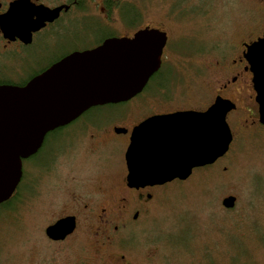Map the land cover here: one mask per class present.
<instances>
[{
  "label": "rangeland",
  "instance_id": "obj_1",
  "mask_svg": "<svg viewBox=\"0 0 264 264\" xmlns=\"http://www.w3.org/2000/svg\"><path fill=\"white\" fill-rule=\"evenodd\" d=\"M146 1V22L171 30L162 70L168 107L204 110L213 98L209 68L253 32L252 6L247 0ZM58 52L53 49L50 58ZM100 110L111 114L118 108ZM232 128L231 149L214 166L155 192L150 212L131 230L133 239L118 247L132 264H264V129L243 134L239 125ZM56 136L51 132L43 151L24 161L20 201L0 217V264H100L86 229L58 245L45 236L79 202L88 204L98 194L96 179L106 177L86 168L77 177L84 183L72 179L70 168L53 175ZM228 196L237 197L233 209L222 205ZM103 256L107 261L108 252Z\"/></svg>",
  "mask_w": 264,
  "mask_h": 264
},
{
  "label": "flooded vegetation",
  "instance_id": "obj_2",
  "mask_svg": "<svg viewBox=\"0 0 264 264\" xmlns=\"http://www.w3.org/2000/svg\"><path fill=\"white\" fill-rule=\"evenodd\" d=\"M14 1L16 0H0V17L8 13ZM28 1L35 6L59 9L58 17L33 32L30 40H26L24 36L6 38L0 29V85L24 86L72 53L92 50L109 39L132 38L137 32L147 28L158 29L167 34L168 42L164 49L161 68L151 77L139 95L125 103L110 104L118 108L111 110V114H105V111L99 114L104 106H98L52 132L53 135H57L53 139V163H50L53 175L64 168H70L72 179L84 183L86 182L84 178L77 177L81 175L80 170L86 168L93 170L95 175L102 172L106 177L102 181L100 178L96 179V184L98 181L101 182L98 194H92L88 204L81 206L82 201L79 202L75 212L56 221L74 217L76 225L73 233L64 240H51L45 230L46 238L58 245L86 229L93 236L98 251L95 260L100 264H132L127 255L120 253L119 249L133 239L131 230L144 214L150 212L149 205L155 201V192L169 184L129 186L126 154L133 133L142 123L155 116L190 110L207 111L218 98L230 101L235 106L227 115L233 141L235 134L232 124L239 125L243 134L258 130L259 127L264 129L260 123L253 74L245 58L247 46L264 36V0H247L257 17L251 22L254 26L253 32L233 44L227 55L210 66V91L213 98L204 110L168 107L165 95L167 85L163 83L165 77L162 76V70L167 66L165 56L171 39V30L146 22L149 10L147 1L145 3L144 0ZM247 8L249 12L250 7ZM53 49L61 52L50 58L53 57ZM42 63L46 65L38 66ZM50 134L46 136L37 154L29 159L43 151ZM24 178L23 169L21 184ZM105 252H108L107 261L103 256Z\"/></svg>",
  "mask_w": 264,
  "mask_h": 264
},
{
  "label": "water",
  "instance_id": "obj_3",
  "mask_svg": "<svg viewBox=\"0 0 264 264\" xmlns=\"http://www.w3.org/2000/svg\"><path fill=\"white\" fill-rule=\"evenodd\" d=\"M58 12L16 0L0 17V29L6 38L30 40ZM167 42L165 32L147 28L132 38H113L92 50L72 53L24 86L0 85V206L15 195L23 162L37 154L48 134L92 108L139 95L160 70ZM245 58L264 126V36L247 46ZM233 109L230 101L218 98L207 111H180L142 123L126 154L129 186L184 182L194 170L214 165L230 150L233 134L227 115ZM236 203L235 196L222 201L225 209ZM75 225L74 217L61 219L46 229V235L64 240Z\"/></svg>",
  "mask_w": 264,
  "mask_h": 264
},
{
  "label": "trees",
  "instance_id": "obj_4",
  "mask_svg": "<svg viewBox=\"0 0 264 264\" xmlns=\"http://www.w3.org/2000/svg\"><path fill=\"white\" fill-rule=\"evenodd\" d=\"M205 169V168H204ZM21 185L19 186L18 190L16 191L15 195L12 197V199L5 204L0 206V217L4 215L7 211H12V207L16 202H19V198L21 197Z\"/></svg>",
  "mask_w": 264,
  "mask_h": 264
}]
</instances>
